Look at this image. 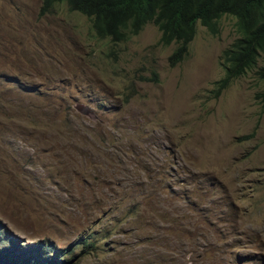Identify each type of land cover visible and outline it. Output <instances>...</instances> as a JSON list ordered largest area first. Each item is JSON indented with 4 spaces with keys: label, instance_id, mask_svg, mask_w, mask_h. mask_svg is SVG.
Returning <instances> with one entry per match:
<instances>
[{
    "label": "rangeland",
    "instance_id": "obj_1",
    "mask_svg": "<svg viewBox=\"0 0 264 264\" xmlns=\"http://www.w3.org/2000/svg\"><path fill=\"white\" fill-rule=\"evenodd\" d=\"M41 4L0 0V251L24 264H264V82L256 68L209 92L235 18L216 33L197 23L170 66L176 44L152 23L112 42L66 3L43 16Z\"/></svg>",
    "mask_w": 264,
    "mask_h": 264
},
{
    "label": "trees",
    "instance_id": "obj_2",
    "mask_svg": "<svg viewBox=\"0 0 264 264\" xmlns=\"http://www.w3.org/2000/svg\"><path fill=\"white\" fill-rule=\"evenodd\" d=\"M62 2L70 11L85 15L98 38H109L112 42L136 35L145 24L153 23L160 32L161 45L176 44L168 56L170 66L186 55L196 33V23L216 33L218 20L230 15L236 20L239 36L221 52L219 64L224 73L209 92L219 96L234 79L255 68L264 81V0H42L39 15L51 13L55 4ZM129 95L125 94L126 102ZM255 99L264 111V88L256 93ZM254 133L251 131L245 138H252ZM36 256L31 264H55L54 259L44 258L40 262ZM0 264L24 263L14 262L0 251Z\"/></svg>",
    "mask_w": 264,
    "mask_h": 264
},
{
    "label": "water",
    "instance_id": "obj_3",
    "mask_svg": "<svg viewBox=\"0 0 264 264\" xmlns=\"http://www.w3.org/2000/svg\"><path fill=\"white\" fill-rule=\"evenodd\" d=\"M74 108L76 109V111H78L81 114H87L88 113V108L85 104L83 103H78L74 106Z\"/></svg>",
    "mask_w": 264,
    "mask_h": 264
},
{
    "label": "clouds",
    "instance_id": "obj_4",
    "mask_svg": "<svg viewBox=\"0 0 264 264\" xmlns=\"http://www.w3.org/2000/svg\"><path fill=\"white\" fill-rule=\"evenodd\" d=\"M76 12H77V11H76ZM229 16H230V15H229ZM218 21H219V20H218ZM90 22H91V21H90ZM198 23H199V22H198ZM147 24H148V23H147ZM152 24H153V23H152ZM199 24H200V23H199ZM145 25H146V24H145ZM145 25H144V26H145ZM196 25H197V23H196ZM91 26H92V25H91ZM202 26H203V25H202ZM216 26H217V24H216ZM204 27H205V26H204ZM157 29H158V28H157ZM93 30H94V29H93ZM141 30H142V29H141ZM158 31H159V30H158ZM209 31H210V30H209ZM217 31H218V30H217ZM94 33H95V31H94ZM159 33H160V32H159ZM195 34H196V33H195ZM238 34H239V33H238ZM95 35H96V34H95ZM136 35H137V34H136ZM129 36H130V35H129ZM129 36H128V37H129ZM96 37H97V36H96ZM100 39H104V38H100ZM235 39H236V38H235ZM109 40H110V39H109ZM158 40H159V39H158ZM110 41H111V40H110ZM121 41H122V40H121ZM191 41H192V40H191ZM191 41H190V42H191ZM190 42H189V43H190ZM158 43H159V42H158ZM159 44H160V43H159ZM230 44H231V43H230ZM160 45H161V44H160ZM188 45H189V44H188ZM228 46H229V45H228ZM228 46H227V47H228ZM224 49H225V48H224ZM224 49H223V50H224ZM223 50H222V51H223ZM220 55H221V54H220ZM219 59H220V56H219ZM219 65H220V64H219ZM222 69H223V68H222ZM255 69H256V68H255ZM257 69H258V68H257ZM257 69H256V71H257ZM248 72H249V71H248ZM223 73H224V72H223ZM246 74H247V73H246ZM222 76H223V75H222ZM240 77H241V76H240ZM220 78H221V77H220ZM238 78H239V77H238ZM236 79H237V78H236ZM234 80H235V79H234ZM215 81H216V80H215ZM263 82H264V81H263ZM231 83H232V82H231ZM231 83H230V84H231ZM213 86H214V82H213ZM212 88H213V87H212ZM212 88H211V89H212ZM211 89H210V90H211ZM261 90H262V89H261ZM219 95H220V94H219ZM255 95H256V94H255ZM259 103H260V102H259ZM252 131H253V130H252ZM254 131H255V130H254ZM254 134H255V133H254Z\"/></svg>",
    "mask_w": 264,
    "mask_h": 264
}]
</instances>
